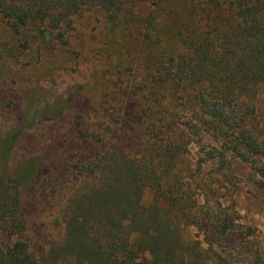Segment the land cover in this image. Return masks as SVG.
I'll return each mask as SVG.
<instances>
[{"label": "rangeland", "instance_id": "374dc122", "mask_svg": "<svg viewBox=\"0 0 264 264\" xmlns=\"http://www.w3.org/2000/svg\"><path fill=\"white\" fill-rule=\"evenodd\" d=\"M145 1L133 5L134 17L160 13ZM82 14L71 45L57 50H37L30 38L32 49L24 50L26 40L0 24V176L18 182L26 237L38 256L62 242L67 201L82 199L108 183L107 173L98 168L106 154L115 167L122 162V152L142 156L146 141L151 144L146 129L155 99L149 90L153 71L166 59L162 55L186 53L171 29L157 33L163 41L167 34L170 41L158 50L130 17L123 27L114 28L100 9L87 8ZM200 21L204 26L206 20ZM161 93L168 121H175L185 135L177 163L182 178L194 185L193 198L217 217L212 225L186 227L185 237L199 243L207 264H264V160L244 163L229 152L226 162L212 160L224 149L212 136L188 126H195L191 119L198 111L183 109L170 90ZM242 102L255 109L249 125L257 119L264 130V85ZM121 104L126 105L123 112ZM123 114L136 121L124 124ZM155 197L154 190L146 188L144 205Z\"/></svg>", "mask_w": 264, "mask_h": 264}, {"label": "trees", "instance_id": "16d2710c", "mask_svg": "<svg viewBox=\"0 0 264 264\" xmlns=\"http://www.w3.org/2000/svg\"><path fill=\"white\" fill-rule=\"evenodd\" d=\"M137 1L145 0H0V24L26 40L24 50L32 49L29 38L37 50L70 46L77 19L85 9L97 8L114 28L123 27L130 17L158 50L170 41L167 34L163 41L157 33L171 29L186 51L178 57L162 55L166 59L153 71L149 90L155 99L146 129L151 144L146 141L142 156L122 152L115 167L107 154L100 160L98 168L107 173L108 183L67 201L62 242L53 243L43 256L31 250L26 237L18 182L0 176V264H207L199 243L185 237L184 230L212 225L217 217L193 198L194 185L178 169L185 135L175 121H168L163 89L183 109L198 111L191 119L195 126H188L221 143L224 152L212 160L226 162L228 152L244 163L264 160V130L257 119L249 125L255 109L242 102L264 85V0H202L198 5V0H146L160 11L146 19L134 17ZM199 15L206 20L204 26L200 19L196 22ZM125 106L118 109L123 112ZM130 117L121 115V122L136 121ZM146 188L156 196L149 206L143 203Z\"/></svg>", "mask_w": 264, "mask_h": 264}]
</instances>
